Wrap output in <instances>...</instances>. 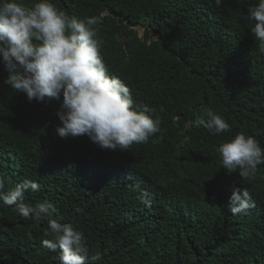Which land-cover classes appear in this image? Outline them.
Segmentation results:
<instances>
[{"label": "trees", "instance_id": "16d2710c", "mask_svg": "<svg viewBox=\"0 0 264 264\" xmlns=\"http://www.w3.org/2000/svg\"><path fill=\"white\" fill-rule=\"evenodd\" d=\"M51 2L70 17H103L97 34L109 73L136 106L157 110L160 130L127 151L61 138L59 102H29L4 83L0 63L4 190L37 182L23 203L50 202L54 219L82 233L89 256L101 255L96 264H264V164L245 179L226 172L216 152L240 132L264 148V53L245 18L258 0ZM209 110L231 131L197 126ZM242 188L252 206L233 215L228 198ZM47 227L0 202V264H60L59 250L42 245Z\"/></svg>", "mask_w": 264, "mask_h": 264}, {"label": "clouds", "instance_id": "9594fccd", "mask_svg": "<svg viewBox=\"0 0 264 264\" xmlns=\"http://www.w3.org/2000/svg\"><path fill=\"white\" fill-rule=\"evenodd\" d=\"M214 3L219 7L222 0ZM245 18L254 22L250 31L264 53V0L250 6ZM102 20V16L70 17L51 0L31 4L0 0V63L8 73L4 83L25 94L29 102H59L58 136H87L101 149L127 151L159 132L161 119L154 107L136 106L129 87L109 73L97 34ZM205 115L197 119V126L215 134L231 131L222 116L211 110ZM216 152L226 172L245 179L254 178L258 166L264 164V148L243 132L220 143ZM38 189L37 182L24 179L5 191L0 181V202L15 205L23 218L47 220L44 236L49 238L42 245L52 252L59 250L60 264L101 261L98 253L89 256L79 230L53 218L55 208L50 202L23 203L26 191ZM227 205L233 215L246 212L252 206L251 195L245 188L234 189Z\"/></svg>", "mask_w": 264, "mask_h": 264}, {"label": "rangeland", "instance_id": "374dc122", "mask_svg": "<svg viewBox=\"0 0 264 264\" xmlns=\"http://www.w3.org/2000/svg\"><path fill=\"white\" fill-rule=\"evenodd\" d=\"M142 31L140 30V33H141Z\"/></svg>", "mask_w": 264, "mask_h": 264}]
</instances>
